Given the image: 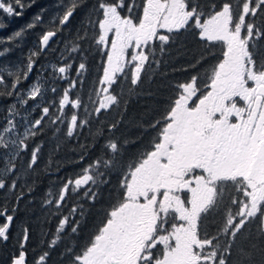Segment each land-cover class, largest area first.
<instances>
[{
  "label": "snow or ice",
  "instance_id": "obj_1",
  "mask_svg": "<svg viewBox=\"0 0 264 264\" xmlns=\"http://www.w3.org/2000/svg\"><path fill=\"white\" fill-rule=\"evenodd\" d=\"M35 2L0 0V31L9 26L6 20L23 17ZM69 3L59 17L61 25L69 21L82 0ZM98 10H102L103 18L93 20ZM42 22V13H38L0 43L14 44ZM85 24L98 28L93 36L96 45L109 48L99 81L104 87L96 93L102 99L88 97L98 104L93 112H88L79 96L70 100L68 89L62 90V98L45 101L47 93H56L55 87L42 92L38 79L27 90L21 87L56 31H46L40 37L39 51H30L26 62L17 64L14 71L4 69L8 80L0 74V100H12L0 126V190H16L20 178L17 160L28 151L26 141L44 132L43 125L50 126L56 137L61 131L59 124L68 120L66 135L72 137L90 126L89 118L94 114L113 106L119 109L123 91L119 96L109 92L118 77L124 74L130 82L127 92L133 94L142 82V74L150 78L153 65L159 67L181 31L191 28L198 30L196 34L202 41L213 47L221 45L222 59L174 86L175 98L168 100L161 119L150 125L155 128L162 124L158 142L152 143L150 151L141 153L138 161L124 165L118 159V144L109 141V158L97 159L78 178L67 179L44 204L59 211L69 192L80 189L84 197L95 201L96 190L109 182L106 176L114 169H122L118 201L79 254L71 247L66 249L71 264H264V0H223L219 6L201 0H100ZM87 38L85 27L79 39ZM79 48L77 44L72 51ZM129 49L133 51L129 53ZM9 51L5 47L0 57ZM210 55L211 49H205L190 66L195 68ZM71 67L61 66L54 72L64 74ZM126 68H130V75L125 73ZM85 70L86 64L79 63L76 76L82 77ZM76 83L70 80V88H75ZM29 101L33 106L21 117L17 105H28ZM123 103L126 107L127 101ZM66 105L83 108L85 118L75 113L69 117L63 111ZM37 108L40 117L31 120V112ZM59 148L57 143L53 152ZM40 151L41 145L31 149L25 173L34 170ZM10 175L15 179L8 183ZM23 195L21 189L17 202ZM48 196H53L51 190ZM11 211L14 214L16 207ZM7 212L6 205L0 206V217L5 221L0 224L2 241L9 239L14 219ZM76 212L73 207L69 216L60 220L51 246L61 239L66 226L77 233L79 223L71 220ZM221 217L223 223L217 227ZM28 239L25 228L22 241ZM47 256L48 253L41 255L39 264H44ZM12 264H26L25 253L20 251Z\"/></svg>",
  "mask_w": 264,
  "mask_h": 264
},
{
  "label": "trees",
  "instance_id": "obj_2",
  "mask_svg": "<svg viewBox=\"0 0 264 264\" xmlns=\"http://www.w3.org/2000/svg\"><path fill=\"white\" fill-rule=\"evenodd\" d=\"M99 2L100 0H82L81 6L74 11L66 25L59 23V17L65 8L70 6L69 0H36L33 6L26 10L23 17L6 20L9 26L0 31V39L3 40L30 22L36 14L42 13L43 17L41 24L27 31L22 39H16L14 44L12 42L0 43V51H3L5 47L10 49L5 56L0 57V74H5L8 80L9 77L4 73V69L14 71L17 64L26 62L30 51H39L40 37L46 31H56L57 37L46 51L40 53L32 73L21 87L27 90L29 85L37 79L42 86V92L44 88L55 87L56 93H47L44 97L45 101L62 98V90L68 89L70 100L79 96L82 103L87 104L88 112H93V108L98 107V104H93L88 97L91 96L92 100H100V96L96 93L100 92L103 86L99 81L103 78L107 52L103 46L98 47L93 39L98 28L94 30L87 26L85 21L89 12ZM201 2H213L219 6L223 0H201ZM137 3H142V0H137ZM139 14L138 10L137 15ZM102 18V10H98L92 16L93 20ZM85 27H87L88 38L81 40L79 36L83 35ZM197 31L191 28L188 31L182 30L178 41L170 45V54L163 57L159 67L153 65L150 78L142 74V82L133 94H128L127 88L130 82L124 79V74H121L110 92L119 96L123 91V100L119 109L113 106L108 110H101L98 115L94 114L89 118L90 126L79 130L78 134L74 133L72 137L66 135L68 120H65L63 124H59L61 131L56 137L53 136L52 128L45 124L43 133L26 141L28 151L22 153V159L17 160V174L20 178L17 181L16 190L14 192L0 190V206L6 205L7 214L14 215L8 233L9 239L0 240V264H12L13 258L18 256L20 251L26 255V264H39V257L44 253H48L44 264H71V256L66 254V249L71 247L74 253L79 254L94 237L98 228L102 227L107 212L119 199L122 169H114L106 176L109 182L100 185L96 190L98 196L95 201L84 197L83 189H80L75 193L69 192L59 211L54 206H46L44 202L52 199L67 179L78 178L82 170L93 161L109 158L111 150L106 147L109 141H115L118 144L120 148L118 159L124 165L138 161L141 153L151 150L152 143L158 142L156 138L162 124L155 128L150 125L161 119L168 100L175 98L176 88L174 86L187 82L192 75L203 73L206 68L217 63L218 59H222V46L217 44L213 47L209 42L202 41L196 34ZM77 44L80 48L73 52L72 49ZM207 48L211 49L212 55L208 56L202 64H197L195 68L191 67L190 65L195 63L197 56L205 52ZM79 63H85L86 70L83 76L78 78L76 71ZM68 64L72 67L64 73V79H59L62 75L55 73L52 68L58 69ZM47 65L50 66L47 67ZM48 68L52 70L47 72ZM130 71L128 68L125 73L130 75ZM70 80L77 81L75 88H70ZM37 99L39 101V98ZM124 100L127 101L126 107ZM11 103V99L0 100V126L3 125V118L7 114L5 109ZM41 103L47 106V103ZM32 106V101H29L28 105H17L21 111V117ZM63 111L69 117L75 113L78 118H85L83 108L73 109L70 105H66ZM40 114V109L37 108L31 112L30 119H38ZM21 117L16 119L22 123ZM112 124L117 125L115 129L110 127ZM57 143L60 145L59 151L53 152ZM36 145H41L38 164L34 166L33 171L25 173L31 149ZM82 155L83 160H81ZM50 159L51 164L49 165ZM0 167H2V162H0ZM13 179L15 175H10L7 177V182L11 183ZM21 189L24 195L17 202L16 195ZM49 190L53 194L51 197L48 196ZM13 207H16L14 214L11 211ZM73 207L77 209V212L71 220L79 223L77 233L73 234L71 227L66 226L60 234L61 239L51 246V241L56 239V229L60 220L69 216ZM81 210H83V216L80 215ZM4 222V217H0V224ZM222 223L223 217L220 218L217 227ZM25 228L29 236L27 242L22 241V231ZM21 243H23V248H21Z\"/></svg>",
  "mask_w": 264,
  "mask_h": 264
},
{
  "label": "rangeland",
  "instance_id": "obj_3",
  "mask_svg": "<svg viewBox=\"0 0 264 264\" xmlns=\"http://www.w3.org/2000/svg\"><path fill=\"white\" fill-rule=\"evenodd\" d=\"M162 32L164 31V30H161ZM109 40H111V35L109 36ZM104 48V47H103ZM104 50L106 51V52H108L109 51V48H104ZM129 51V53H131L133 50L132 49H129L128 50ZM50 65H47V67H49ZM52 69H56V68H52ZM51 68H48V70H47V72L48 71H50V70H52ZM126 69H128V68H126ZM125 69V70H126ZM104 87V85L101 87V89ZM109 92H111V89L109 90ZM111 94V93H110ZM100 99H102V96H100ZM22 129V128H21ZM20 129V131H23V130H21Z\"/></svg>",
  "mask_w": 264,
  "mask_h": 264
},
{
  "label": "water",
  "instance_id": "obj_4",
  "mask_svg": "<svg viewBox=\"0 0 264 264\" xmlns=\"http://www.w3.org/2000/svg\"><path fill=\"white\" fill-rule=\"evenodd\" d=\"M67 23H68V22H67ZM67 23H66V24H67ZM66 24H64V25H66ZM56 37H57V34H56L55 37H53V38L49 41V45L44 47L43 52L46 51V50L48 49V47L50 46V44L53 42V40H54Z\"/></svg>",
  "mask_w": 264,
  "mask_h": 264
},
{
  "label": "flooded vegetation",
  "instance_id": "obj_5",
  "mask_svg": "<svg viewBox=\"0 0 264 264\" xmlns=\"http://www.w3.org/2000/svg\"><path fill=\"white\" fill-rule=\"evenodd\" d=\"M126 70H127V69H126ZM61 75L64 77L65 74H61ZM198 95H199V93H198ZM241 103H242V102H241Z\"/></svg>",
  "mask_w": 264,
  "mask_h": 264
}]
</instances>
